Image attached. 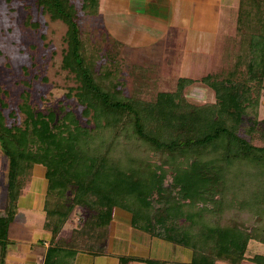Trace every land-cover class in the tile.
Listing matches in <instances>:
<instances>
[{
    "label": "trees",
    "instance_id": "16d2710c",
    "mask_svg": "<svg viewBox=\"0 0 264 264\" xmlns=\"http://www.w3.org/2000/svg\"><path fill=\"white\" fill-rule=\"evenodd\" d=\"M244 4L239 20L254 33L232 66L180 77L173 91L144 100L148 69L132 66L135 90L128 95L120 43L103 49L77 22L99 18V0H80L79 8L74 0H30L28 13L32 6L66 27L60 69L74 82L65 99L78 112L63 101L43 109L33 103L38 77L28 67L15 107L0 90V152L8 163L0 244L19 191L39 165L48 194L43 227L52 234L44 264L78 249L102 252L116 208L129 212L133 225L190 248L187 264H264V250L249 252L252 241L264 246V144H255L264 143V0ZM32 19L28 14L26 25L37 29ZM196 83L212 90V102L187 101L184 90ZM76 209L83 214L75 220ZM70 219L76 223L70 236L58 237Z\"/></svg>",
    "mask_w": 264,
    "mask_h": 264
},
{
    "label": "rangeland",
    "instance_id": "374dc122",
    "mask_svg": "<svg viewBox=\"0 0 264 264\" xmlns=\"http://www.w3.org/2000/svg\"><path fill=\"white\" fill-rule=\"evenodd\" d=\"M141 2L99 0V18L80 16L77 22L103 49L112 47L111 41L120 43L118 58L128 95L135 90L132 66L148 69V85L143 87L141 95L144 100H152L159 91H173L180 77L197 79L229 68L242 53L244 44H248L249 32L254 33L248 22L239 20L245 15V0H219L218 7L210 0H148L150 7L168 10L167 21L144 15ZM29 3L30 0H0V90L8 91L1 97L10 107H15L24 88L22 80L37 76L38 80L33 81V103L43 109L63 101L78 112L77 106L65 99L67 88L74 82L60 69L66 27L60 21H51L48 15L32 6V13H28L25 5ZM74 3L79 8L80 0ZM28 14L38 22L37 29L26 25ZM197 17L208 34H200L197 30L200 27L195 28ZM212 27H218L212 30L213 35L209 34ZM100 32L109 36V43L102 40ZM168 33L176 38L167 36ZM24 67H28L29 76H25ZM184 96L196 105L213 101L212 90L200 83L185 88ZM259 119H264V96L260 99ZM255 144L264 143L256 139ZM0 156L6 163V171L7 160L1 152ZM147 159L146 155L144 160ZM82 214L83 210L78 209L74 219ZM24 215L25 211L20 212L18 218ZM31 215L38 218L35 213ZM68 222L70 226L72 219ZM70 234L69 230L64 236ZM263 250L262 244L250 243V253L259 254ZM216 264L229 263L218 260Z\"/></svg>",
    "mask_w": 264,
    "mask_h": 264
},
{
    "label": "crops",
    "instance_id": "0c3cea01",
    "mask_svg": "<svg viewBox=\"0 0 264 264\" xmlns=\"http://www.w3.org/2000/svg\"><path fill=\"white\" fill-rule=\"evenodd\" d=\"M142 1L141 11L144 15L155 16L159 20L167 21L168 10L154 9L150 7L152 4H148V0ZM212 1L215 3V7H218L219 0H210V2ZM99 11H101V7ZM196 22L195 28L200 27L197 29L198 32L208 34L207 30L200 26L198 17ZM249 26L252 29L250 24ZM254 28L255 31L260 29L259 25H255ZM215 29L218 27H212L209 34L213 35L212 30ZM170 35L172 38L175 37L171 33L167 34V36ZM178 41L181 42V40ZM5 165V161L0 156V214L7 204V169L4 171ZM47 195L45 170L42 166L35 165L29 181L19 191L15 216L8 226L5 244H0V264H44L52 240L51 232L43 227L45 221L43 207ZM24 211L26 215L18 218L19 213ZM32 213H35L38 218H34ZM68 223L67 221L58 237L66 238L64 235L69 230L72 232L75 228L74 222H70V226ZM67 226L70 227L68 231L66 230ZM49 252L51 254L50 261L54 260L57 254ZM191 258L192 250L190 248L133 225L131 214L116 208L111 216L109 232L102 252L87 249L69 251L62 256L58 264H147V261H151V264H187Z\"/></svg>",
    "mask_w": 264,
    "mask_h": 264
}]
</instances>
